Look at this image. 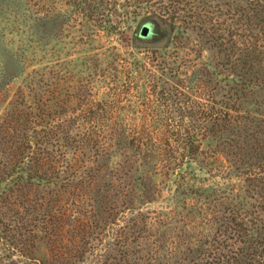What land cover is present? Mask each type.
<instances>
[{
    "label": "rangeland",
    "instance_id": "1",
    "mask_svg": "<svg viewBox=\"0 0 264 264\" xmlns=\"http://www.w3.org/2000/svg\"><path fill=\"white\" fill-rule=\"evenodd\" d=\"M206 3L0 0V264H255L264 79L235 77L247 5Z\"/></svg>",
    "mask_w": 264,
    "mask_h": 264
},
{
    "label": "trees",
    "instance_id": "2",
    "mask_svg": "<svg viewBox=\"0 0 264 264\" xmlns=\"http://www.w3.org/2000/svg\"><path fill=\"white\" fill-rule=\"evenodd\" d=\"M102 1V0H101ZM149 0H132V3H137V4H146V2ZM195 2H197L199 4L198 9H204V7L208 6L207 0H195ZM241 2L247 5L246 9H242L241 11H238V13L236 14V16L239 15H244L246 14L247 17L244 18V23L241 25V28L244 29L245 31L249 32V34L246 36H242L243 40L241 45H242V49L239 50V58L237 59V62L239 64V68H238V73L236 74V78L240 81L242 80V82L244 81V78L247 76H258L261 77L262 79H264V66H262V60L261 59H257L256 57V48L252 45L251 43L247 40L248 38H255L253 34H251L250 32H252V29L254 26H256L257 24H264V0H241ZM71 6L74 7H78L79 4H77V2H70ZM147 5V4H146ZM191 11H193L192 9H190ZM97 10H92V12H88V15L90 17V19L92 18H97L100 19V15L98 13ZM166 14L170 15V23H173L174 21H176L179 18L180 12H182V10L180 9H176V8H167V10L164 11ZM135 14V13H134ZM137 14V13H136ZM153 14V13H151ZM155 14V13H154ZM150 18H142V21H145V25H150L152 26V36L150 38L147 39H142L139 34H138V38L140 40L143 41H150V42H155L160 38V32L157 30L158 28V23L155 22V20L152 19L153 16H149ZM220 17V14L218 13L217 18ZM250 17V18H248ZM159 19H161V17L159 16ZM241 23H237L236 25H240ZM104 31L107 32H114V27H112L111 25H106L103 27ZM182 35H184V32L182 33ZM179 39L180 42H182L183 38L177 37ZM250 46V47H249ZM232 51V50H231ZM253 53V55H251ZM237 55V56H238ZM42 143L39 141L35 142V145L40 146ZM36 158H32L30 159L31 162H33L35 165L39 166V168H44L46 167V165L52 160L53 157V153H50L49 151L47 152L45 158L40 157L39 154L35 153ZM48 175H46V179H42L40 177L41 180H46V181H51V177H47ZM79 222V221H78ZM236 224V223H235ZM234 224V225H235ZM236 229L232 230L233 232L238 233L240 236L242 231L240 226L235 225ZM261 231V230H260ZM258 234V236H257ZM1 240L3 241L5 238L0 237ZM240 239V238H239ZM251 241L248 242L249 243V247L247 250V253L244 254V257H248L249 258V262H255V264H264V229H262V232H256V238H251ZM241 241V239H240ZM240 243H243V241H241ZM235 264H239L238 262H235Z\"/></svg>",
    "mask_w": 264,
    "mask_h": 264
},
{
    "label": "water",
    "instance_id": "3",
    "mask_svg": "<svg viewBox=\"0 0 264 264\" xmlns=\"http://www.w3.org/2000/svg\"><path fill=\"white\" fill-rule=\"evenodd\" d=\"M139 36L142 39H147L152 36V26L150 25H143L139 31Z\"/></svg>",
    "mask_w": 264,
    "mask_h": 264
}]
</instances>
